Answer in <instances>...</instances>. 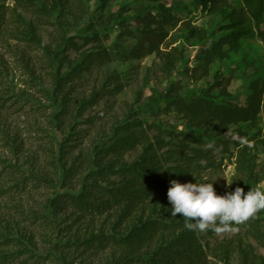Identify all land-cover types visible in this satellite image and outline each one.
<instances>
[{
    "label": "rangeland",
    "instance_id": "1",
    "mask_svg": "<svg viewBox=\"0 0 264 264\" xmlns=\"http://www.w3.org/2000/svg\"><path fill=\"white\" fill-rule=\"evenodd\" d=\"M232 5L238 6L236 2ZM0 7V169L6 163L16 165L5 172L0 190L23 175L29 177L30 185L39 177L47 181L25 192L0 196V257L7 252L23 251L12 262L0 264H126L127 249L111 247L92 252L74 242L100 230L126 235L132 228L142 229L148 221L158 219L160 212L172 208L168 196L139 201L128 212L115 209L113 215L126 212L129 217L121 228L114 229L115 216L93 219L73 208L56 210L52 206L51 200L57 194L80 187L76 179L62 185L61 165L64 163L69 169L77 161L81 163L82 175L86 174L92 167L87 159L101 158L97 151L115 140L116 127L123 124L131 127L135 122L155 121L180 133L221 129L213 120L204 123L199 118L185 120L175 112L166 113L162 110L165 102L157 104L156 97L197 94L201 90L221 97L225 90L234 103L247 105L250 85L264 84V45L256 35H250L242 40L238 52L225 47L224 56L210 65L207 76L198 80L184 69L200 64V44L205 39L218 41L229 32L226 28L229 21L208 12L199 0H0ZM163 8L182 22L178 27L162 25L169 36L156 51L115 57L106 65L78 67L82 51L96 47L83 37L97 33L103 37L104 47L117 49L115 45H121L130 51L143 39L145 24L135 25L138 15L143 12L163 19ZM126 24V29L136 33L137 39L121 33ZM102 33H107V37ZM70 42L82 45V51L71 48ZM173 49L182 52L183 57ZM75 66L81 73L71 74L73 77L65 86L71 97L70 109L65 110L53 90L58 77ZM216 74L224 76L222 84L216 82ZM92 95H95L94 104L82 110V101ZM225 128L246 135L240 148L232 143L233 151H250L259 166L264 167V120L257 124L251 121L230 124ZM131 131L135 134V130ZM148 135L153 141L171 139L168 132L148 131ZM68 137L72 139L70 142L66 140ZM67 145L75 146L64 148ZM61 151L68 152L62 161ZM139 156L141 152L131 151L120 161L131 163ZM217 158L223 156L218 154ZM121 180L116 176L110 182L118 183L119 187ZM197 180L213 182L221 195L244 184L236 157L228 155L224 156L222 169L209 170L199 179L186 182ZM259 212L264 218V210ZM235 229L222 234L210 230L203 240L211 248L212 264H240L247 249L264 256V247L244 229L236 225ZM260 232L264 233V223ZM9 235L30 240L31 250L5 245ZM179 235L177 232L154 238L146 249L166 244Z\"/></svg>",
    "mask_w": 264,
    "mask_h": 264
},
{
    "label": "trees",
    "instance_id": "2",
    "mask_svg": "<svg viewBox=\"0 0 264 264\" xmlns=\"http://www.w3.org/2000/svg\"><path fill=\"white\" fill-rule=\"evenodd\" d=\"M204 9L212 14H219L224 21H229V32L218 41L205 39L199 46L198 60L200 64L185 68V72L195 79H202L209 74V67L224 56V49L228 47L233 52L240 51L242 40L250 35H256L264 45V0H199ZM232 2L238 6L233 7ZM1 8V7H0ZM163 19L156 15H143L141 12L136 19V26L145 24L142 34L143 39L138 41L136 47L127 51L121 45L115 48H107L102 45V38L97 33L91 37H83L90 43H95V49L81 50L82 45L70 42L71 48H76L81 53V65L79 68H87L93 64L106 65L115 57H134L139 54H151L168 38L169 33L162 25L169 24L178 27L182 20L172 14L171 11L163 8ZM1 23V9H0ZM155 26L151 29V26ZM124 26L123 35H130L137 39L136 33L126 29ZM2 26L0 24V36ZM107 37V33H102ZM208 43V44H207ZM174 53L183 57V53ZM77 66L66 71L65 75L59 76L53 90V95L59 96L65 110L70 109V94L65 86L73 77L71 74L81 73ZM216 82L222 84L224 76L216 74ZM73 87V86H72ZM250 95L247 105H240L232 101L231 95L222 90L221 97H216L207 90H201L197 94L175 95L173 97H156V103L165 102L162 108L164 112H175L185 120L199 118L201 122L208 123L209 120L218 122L221 129L211 131L205 129L202 133L186 132L180 133L173 129H165L155 121L135 122L131 127L120 125L116 127L115 140L105 145L104 149L97 151L102 157H90L86 162L91 167L90 171L82 175L81 163L73 161L69 169L61 165L59 177L62 185L71 184L73 180L79 182L80 187L76 191H64L57 194L52 200V206L57 209L73 208L83 216L103 218L106 215L117 218L114 229L121 228V224L129 217L126 212L113 215L115 209L133 208L139 201H153L160 195L168 196L172 180H179L185 183L186 180L199 179L202 174L209 170H220L224 166V156L236 157L237 169L244 178L245 193L252 187L261 185L264 182V167H260L255 156L250 151L239 149L233 151L231 145L236 143L240 148L246 139L245 134L225 128L226 125H238L242 122L251 121L254 124L264 120V84L259 82L250 85ZM169 92H172L169 89ZM177 92V91H176ZM92 95L88 100L82 101L80 108L87 110L92 106ZM161 110V109H159ZM135 130V134L131 130ZM148 131L168 132L170 141L155 138L154 141L148 135ZM71 135V134H70ZM69 135V136H70ZM70 142L72 139L68 137ZM213 144L208 148L206 145ZM75 145H67L64 148H72ZM95 147V146H94ZM169 147L164 153L161 150ZM131 151H138L142 156L137 157L133 162H122L126 154ZM60 161L68 154L67 151L60 152ZM221 154L222 159L217 155ZM15 169L16 165L6 163L0 169V180L8 169ZM13 172V171H11ZM119 176L122 180L121 186L110 182L113 177ZM36 183L30 185L29 177L21 176L16 179L8 188L0 190V196L10 192L19 193L36 188L45 178L35 179ZM128 212V211H127ZM260 212L250 217L246 222L236 225L250 234L262 247H264V233L260 232L263 227L264 218ZM48 216V215H47ZM49 219V217H47ZM195 220V218H194ZM94 222V221H93ZM105 223V221H104ZM128 231L126 235L117 232H106L100 230L97 234H90L82 241L74 242L75 245L84 246L85 250L96 251L106 250L111 247L127 249L126 264H212L210 251L203 240L211 229L200 232L185 228L183 214L175 217L171 214V208L159 213L158 219L150 220L142 229ZM180 234L166 244L152 249H146L147 244L154 238L164 234ZM7 246H22L31 250L28 246L30 240L25 237L9 235L4 241ZM23 251L7 252L1 255L0 262L9 263L17 258ZM41 258V256H40ZM40 258L38 260H40ZM45 258V257H44ZM46 259V258H45ZM23 264V262L19 263ZM240 264H264V256L258 255L255 250L247 249L240 260Z\"/></svg>",
    "mask_w": 264,
    "mask_h": 264
},
{
    "label": "clouds",
    "instance_id": "3",
    "mask_svg": "<svg viewBox=\"0 0 264 264\" xmlns=\"http://www.w3.org/2000/svg\"><path fill=\"white\" fill-rule=\"evenodd\" d=\"M206 147L214 145L210 143ZM170 183L171 214L173 217L183 214L184 226L189 230L205 232L211 229L217 234L231 232L236 230L235 225L264 210V186L261 185L252 187L247 193L237 186L234 191L221 195L213 182L172 180Z\"/></svg>",
    "mask_w": 264,
    "mask_h": 264
}]
</instances>
